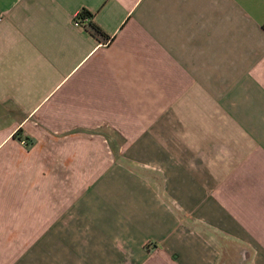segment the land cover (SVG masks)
<instances>
[{
  "label": "crops",
  "instance_id": "0c3cea01",
  "mask_svg": "<svg viewBox=\"0 0 264 264\" xmlns=\"http://www.w3.org/2000/svg\"><path fill=\"white\" fill-rule=\"evenodd\" d=\"M0 264H264V0H0Z\"/></svg>",
  "mask_w": 264,
  "mask_h": 264
},
{
  "label": "rangeland",
  "instance_id": "374dc122",
  "mask_svg": "<svg viewBox=\"0 0 264 264\" xmlns=\"http://www.w3.org/2000/svg\"><path fill=\"white\" fill-rule=\"evenodd\" d=\"M104 137L103 138V145L104 149L102 150V153H100V156L102 158L103 164L113 161H120L119 154L121 153V150L126 144L127 139L123 138L121 134L116 132L111 126H106L103 128V131H101ZM100 134V133H99ZM98 154V153H97ZM87 157H89L87 155ZM73 159V158H72ZM89 166L85 167V173L91 171L92 169L88 170ZM78 168L76 167H70L69 168V175L73 176L76 174ZM80 170V169H79Z\"/></svg>",
  "mask_w": 264,
  "mask_h": 264
},
{
  "label": "trees",
  "instance_id": "16d2710c",
  "mask_svg": "<svg viewBox=\"0 0 264 264\" xmlns=\"http://www.w3.org/2000/svg\"><path fill=\"white\" fill-rule=\"evenodd\" d=\"M77 17H78L79 19H86L87 17L90 18V19H92V13H91L90 11H88V10L83 9V10L79 13V15H77ZM90 26L92 27V29H93L94 32L99 33V35L102 34V33H101V29L99 28V26L96 25L95 23H93L92 21L90 22ZM102 35H103V34H102ZM20 135H21V133H20V131H18L14 136H16V137L19 138ZM24 142H25L26 144H29L27 138H26V140H24Z\"/></svg>",
  "mask_w": 264,
  "mask_h": 264
},
{
  "label": "built area",
  "instance_id": "2783aa9c",
  "mask_svg": "<svg viewBox=\"0 0 264 264\" xmlns=\"http://www.w3.org/2000/svg\"><path fill=\"white\" fill-rule=\"evenodd\" d=\"M92 21V19L90 18H86V19H79L77 16L74 20V23L76 26L78 27H84V28H89L92 29V27L90 26V22ZM25 143V142H24Z\"/></svg>",
  "mask_w": 264,
  "mask_h": 264
}]
</instances>
